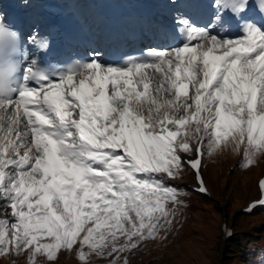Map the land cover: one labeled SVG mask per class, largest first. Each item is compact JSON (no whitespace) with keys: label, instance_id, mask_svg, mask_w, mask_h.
I'll return each mask as SVG.
<instances>
[{"label":"snow or ice","instance_id":"1","mask_svg":"<svg viewBox=\"0 0 264 264\" xmlns=\"http://www.w3.org/2000/svg\"><path fill=\"white\" fill-rule=\"evenodd\" d=\"M168 3L174 43L55 70L38 25L25 38L0 12V255L130 264L171 231L184 170L207 194L205 156L264 155V0Z\"/></svg>","mask_w":264,"mask_h":264},{"label":"rangeland","instance_id":"2","mask_svg":"<svg viewBox=\"0 0 264 264\" xmlns=\"http://www.w3.org/2000/svg\"><path fill=\"white\" fill-rule=\"evenodd\" d=\"M72 1L75 6L79 5L78 0ZM241 156V153L228 147L214 157H204L203 164L206 165V168H202L204 178L215 195L214 201L220 199L217 203V210L220 214L217 226L213 222L212 210L206 203L203 204V199L181 189L180 198L183 200V204L180 205V212L177 213L175 222L171 231L166 234V238L156 242L165 244L164 248L148 253L150 255L154 252L152 264H198L202 254H206L209 264H225L228 259L226 256L228 243L238 233L237 230L245 225L241 217L247 216L242 213L237 215L236 211L243 207L248 200L257 196V187H254V182L257 183V179L264 172V155L257 153V162L247 166H244L243 161L238 162ZM184 174L188 175L186 170L182 173V179L175 180L176 185L186 181L191 182L187 177L183 178ZM253 212L247 214L250 215ZM224 216H226L228 224L234 228V233L221 243L220 226ZM246 228L250 229L251 226ZM213 234L215 242L212 243L210 235ZM162 235L164 234L162 233ZM259 238L262 239V236ZM259 238L256 239L259 240ZM200 254L201 256H199ZM217 254L219 255L217 256ZM92 260L93 264H107L106 260L99 257H93ZM249 260L251 264H260L255 258ZM129 262L130 264H146L142 258L135 259V257L129 258ZM0 264H26V257L0 255ZM55 264H82V262L75 253L60 250Z\"/></svg>","mask_w":264,"mask_h":264},{"label":"trees","instance_id":"3","mask_svg":"<svg viewBox=\"0 0 264 264\" xmlns=\"http://www.w3.org/2000/svg\"><path fill=\"white\" fill-rule=\"evenodd\" d=\"M203 168H206L205 164H203ZM186 171L189 176H186V174H184L183 178L187 177V179L191 180V171L189 169H186ZM180 179H182V177H180ZM255 186L256 183L254 182V187ZM181 189L190 192L185 188ZM193 194L203 199V204L205 205L206 203L208 207L212 210L213 222L214 225L217 226V222L220 219V214L217 208L215 207L214 201L205 196L198 195L195 193ZM242 219V222L245 225H242V227L237 230L238 233L233 236L232 239L229 241L226 252V256L228 257V259L225 261V264H251V261L249 259L254 258L257 259L260 264H264V209H256L252 214L247 215L246 217H241V220ZM249 226H251V228L247 229L246 227ZM217 230L219 229L217 228ZM259 236H262V239H260ZM210 238L212 239V243L215 242L214 234L210 235ZM256 238H259V240H257ZM157 241H163V239L148 241L144 243L140 248L135 251V254L129 256V258H142V261L144 263L152 264V262L154 261V252H156V250H162L165 246V244L156 243ZM149 251L154 252L149 255ZM199 256H201V254ZM197 263L209 264L207 261L206 254H202V257H200Z\"/></svg>","mask_w":264,"mask_h":264},{"label":"bare ground","instance_id":"4","mask_svg":"<svg viewBox=\"0 0 264 264\" xmlns=\"http://www.w3.org/2000/svg\"><path fill=\"white\" fill-rule=\"evenodd\" d=\"M67 2H69L70 0H66ZM26 3L23 4V6H25ZM73 9V8H72ZM73 12L77 15L78 19H79V22L81 25H83V28L88 31L89 33H92L93 36L95 37H100L99 40H102L104 37L101 35L102 32H101V28L99 27V24H98V18H96L95 16H93L92 13L86 11L85 9H81L80 12H77L75 10H73ZM199 20V19H198ZM32 24H37L38 23L35 21V19L31 16H29L26 20H24L23 22V29L24 31L26 32V37L28 35V32L30 30V26ZM38 30V28H37ZM147 40L150 39V37H147L146 38ZM153 40L158 44L160 43L159 41H157V39H155V37L153 38ZM160 40H165L163 38H160ZM103 42V41H102ZM99 42L96 40L95 43H94V46L92 48V52L95 51V52H100L102 53L103 52V49H104V46H101V44H98ZM167 43H168V40H167ZM26 50L27 51H33L32 50V47L30 44H28L26 42Z\"/></svg>","mask_w":264,"mask_h":264}]
</instances>
